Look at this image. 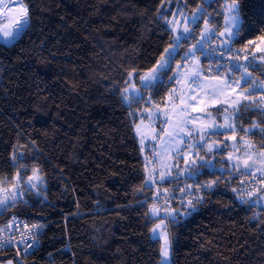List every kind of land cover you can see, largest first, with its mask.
<instances>
[{
    "label": "trees",
    "instance_id": "trees-1",
    "mask_svg": "<svg viewBox=\"0 0 264 264\" xmlns=\"http://www.w3.org/2000/svg\"><path fill=\"white\" fill-rule=\"evenodd\" d=\"M21 2L29 16L26 33L7 44L0 41V181L13 182L17 173L27 179L38 169L44 188L39 194L28 191L3 209L0 223L17 214L44 222L46 230L39 249L26 256L0 252V263L158 264L161 241L151 231L163 216H152L149 207L156 189L173 196L187 185L198 190L196 181H215L194 202L195 211L174 204L178 222L168 224L173 264H264V208L252 203V196L231 191L248 176L219 168L229 167L221 158L226 151L215 152V168L199 165L196 177L158 181L155 189L145 185L148 163L136 135L145 109L165 106L176 84L164 77L146 91L136 78L173 43L170 26L159 15L172 19L171 13L190 15L200 6L209 27L223 31L225 4L231 0H187V5L185 0ZM240 7L246 26L230 47L240 57L250 55L248 70L264 81V64L253 59L264 42V0H241ZM204 19L194 29L195 39L175 54L167 76L187 61L182 57L200 38ZM200 57L210 76L205 55ZM225 62L237 64L234 57ZM129 73L134 79L126 82ZM239 75L232 73V78ZM130 83L144 97L131 107L122 100ZM261 94L257 91L256 101ZM244 104L249 106L241 109L237 126L264 127L262 109ZM245 137L264 151L259 129Z\"/></svg>",
    "mask_w": 264,
    "mask_h": 264
},
{
    "label": "snow or ice",
    "instance_id": "snow-or-ice-1",
    "mask_svg": "<svg viewBox=\"0 0 264 264\" xmlns=\"http://www.w3.org/2000/svg\"><path fill=\"white\" fill-rule=\"evenodd\" d=\"M240 3L241 0H231V2L227 4V16L225 18L223 31H219L218 29L209 27V20L204 19V17L208 14L205 12L204 8L200 6H197L190 15H185L183 11H180L178 13H171L172 19H168L163 13H161L158 18L164 19L166 25L170 26L171 33L173 34V43L170 48H166L164 50V54L160 56L159 61L156 62L155 66L150 71L146 72L142 76L136 77L140 81L141 88L146 91H151L156 88L158 81L162 83L164 77H167V79L169 80L177 79L178 74L167 76V73L171 71V65L175 59V54L182 46V44L189 39H195L194 29L199 26L202 19H204V29L200 33V38L196 41L195 44H193L186 50L185 55L184 57H182V59L191 57L193 60L198 62L197 52H199L200 55H204V49L206 47H212L211 42L213 40H218V43L216 47H212V55H216L218 53L221 57V60L224 59L225 55L228 56V59H232L233 57L239 59V52L233 53V49L232 47H230V45L236 38L241 35L246 26V21L244 16L242 15ZM185 5H187V0H185ZM21 13V16L14 18L10 24H5L2 28H0V31L3 32V36L5 37V44L18 40L22 37L23 34L26 33L29 22L27 8L21 9ZM177 16H179L180 19H177ZM249 43H252V41H249ZM257 50L264 52V47H258ZM243 58L245 61H249L248 55H245ZM255 58L256 57L253 56V59ZM260 60L264 62V56H261ZM214 63H216L217 72L213 79L219 81V85L216 87L215 91L210 93V96L212 100H216L218 96L235 94V100L226 101V103H228L229 107H231L233 111L225 117V121L223 124L217 125L214 120L211 123H207V117L203 119H201L200 117H188V113L186 112L185 108L181 107L179 110V114L188 118L179 122L178 126L180 127V131L184 132L186 136L190 137L193 135V130L188 129L187 125L193 124L194 126H196L197 122H199V127L195 128V131L199 134V140L197 141V144H187L183 137H177L174 133H169V135L172 136L173 139H178L180 144L185 145L189 149H196L194 155L197 157H199L200 151L204 150L205 147L208 153L217 151V149L213 148V144L215 143V141L209 143V140L212 136L224 135L226 139L235 141L237 132L239 131L243 132L245 135L240 136V141H238L237 143H247V141H245V136L249 133L254 135L256 129H259L261 133H264V127H261L260 124L253 123L250 128H243L238 127L235 122L237 119L243 118L242 115H240L241 109L246 110L249 106L248 104H244V101H248L250 102V104H254L257 108H261V106L264 105V94L260 95L259 102H257L255 99L257 90L264 88V81L257 82L256 80L251 79L252 73L248 70L250 67H253L251 61H249L247 64L237 63L235 65L229 64L227 66L216 61H214ZM176 67L179 69L181 66L177 65ZM253 70L256 71L259 69L253 68ZM222 72L224 73L223 77L221 76ZM236 72H238L240 75L238 79L234 80L232 79V73ZM133 79L134 74L129 73V80L126 82H131ZM189 79L191 80V83L195 84L198 88L203 87L199 83V72L189 77ZM237 89L241 90L237 92ZM123 91L125 94L122 95V100L126 102L129 107H131L133 103L138 104L141 100L144 99L143 93L139 89H137L134 83H130V88H125ZM195 91V89L192 90L193 93H195ZM190 98L196 99V96L193 94ZM180 99L181 104H183V98L181 97ZM194 110L196 109L194 108ZM145 111L150 112L149 109H145ZM220 111L227 112L228 109L224 108ZM262 114H264V109H262ZM210 115L211 114L209 113L208 116ZM146 118L151 120L153 117L150 114ZM142 122L143 121H141V123ZM165 122L167 123L168 121L166 120ZM136 127L137 132L139 133L140 126L137 125ZM162 131L164 130L162 129ZM141 144L143 145V140H141ZM197 145H199V147H197ZM176 151L184 156L183 162L186 165L189 164V161H191V163H195V161L192 160L191 157H188L181 149H177ZM157 155H159V153H157ZM259 155L261 157H264V152L259 153ZM13 159H15V157H13ZM228 159H233L231 154L228 156ZM237 159L240 160V163L243 164V168L248 170V175L255 177L256 172L252 170V164L255 163V161L253 160V154L245 153V156L242 159ZM249 161H252V163H249ZM149 163H153V161H149ZM210 163L211 160H206L204 164L200 165V167H204L206 164ZM161 166L165 168L169 167L163 162H161ZM173 166H178V164ZM259 171L261 175L264 176V162H262V167L259 169ZM38 173L39 170L34 169L32 175L29 176L26 181H21L19 179L20 174L17 173V183L26 184L29 189L35 188L39 183H42V178ZM155 173V168L150 170L149 178L145 180V185L155 183V180L157 178ZM167 174L170 175L171 173L168 172ZM191 175L196 176L197 173L192 172ZM159 179L161 181H164L166 179V174L164 172H160ZM261 182L264 183V181ZM5 183L6 181H0V208L8 210L9 208L14 206L15 201L22 193L18 188H15V185L13 186V190L4 187ZM196 183L198 185V190L202 188L207 191L211 190L216 182L210 181L204 185H199L198 181H196ZM187 187L191 188V185H187ZM181 191H183V189ZM233 191L236 190L233 189ZM248 195L249 197H251L253 195V192L250 191ZM260 198L264 199V197ZM194 199L196 201H199L202 199V197H194ZM241 200L242 202H247L243 201V197H241ZM186 207L192 209V211H195V204L193 202V199H189L187 201ZM158 214L159 209L154 205L151 208V215L157 216ZM187 214L190 215L191 212ZM165 221H167V224H175L178 222L173 212H169L165 217H161L160 222L156 223L155 227L152 228L153 236L162 237L164 240V244L160 250V255L162 257L160 264H170V241L167 231V224L165 223ZM9 227H11V225H9ZM41 227V225L34 224L31 226V228H28V226L26 225V232L22 233L21 239L18 241H15V237L6 238L3 235H0V248H4L7 245H13V242L15 241V245H25L22 251L24 253H27L30 248H33L34 245L38 244V239H36L37 233L32 232L31 229L39 230ZM3 231V229H0V233H3ZM29 237H31V243H27ZM17 251L19 252L21 251V249L17 248ZM8 264H12V261H9Z\"/></svg>",
    "mask_w": 264,
    "mask_h": 264
},
{
    "label": "rangeland",
    "instance_id": "rangeland-1",
    "mask_svg": "<svg viewBox=\"0 0 264 264\" xmlns=\"http://www.w3.org/2000/svg\"><path fill=\"white\" fill-rule=\"evenodd\" d=\"M230 2H227L225 4V14L227 16L226 6ZM0 28L3 27L5 24H10L11 21L21 16V9L25 8L22 5L21 0H2L0 2ZM177 19H180L179 16L176 17ZM0 41L5 42V37L3 36V32L0 31ZM258 47H264V42H262ZM255 55H259V58H255V61L258 63L264 64L260 60L261 56H264V52L258 51L256 49ZM197 58L198 62L193 60L191 57H188L187 61L182 64V66L177 70L178 76L176 79V84L172 91L171 95L168 97L167 103L165 106L162 107H151L149 108V111H145L143 114V121L142 123H139L140 126V132H137L136 127V135L139 140L141 153L145 159V161L148 163V178H149V172L151 169H156V180L155 183H150L152 186H157L158 181L164 182L166 180H170L172 178H187V177H196L192 176V172H197L199 170V165L204 164L206 160H211L210 164H206L209 168L213 169L216 166V160L217 156L215 155V152H224L226 151L227 157H221L223 160L227 161V164L229 165L228 168H225L224 165L220 166L219 168L222 171L228 170L234 174H241L244 173L248 176V178H253V176L248 175V170L243 168V164L240 163V160L237 158H243L245 156V153L253 154V160L255 163L252 164V170L256 172L255 177L261 176V173L259 169L262 167V162H264V157H261L259 153L264 152L261 150H258L253 143L245 137V141L247 143H237L240 141V138L236 135V140L231 139H225V142L219 141L218 137H211L209 140V143L215 141L213 144V148L217 149V151L213 153H208L206 147L204 148L206 154L202 156L201 151L199 154V157L195 156L194 153L196 152V149H189L185 145H182L179 143L178 139H173L172 136L169 135V133H174L177 137H183L184 140L187 142V144H197V141L199 140V134L195 131L196 127H199V122H197V125L194 126L193 124H188L187 128L193 130L192 136H186L184 132L180 131V127L178 126L179 122L187 119L188 117H200L201 119L207 117L206 122L211 123L213 120L217 125L223 124L225 121V117L230 114L233 109L229 107L228 103L226 101H233L235 100V94H226L223 96H218L216 100H212L210 93L216 90V87L219 85V81L216 79H213V76H205L202 66V61L200 54L197 52ZM200 73V80L199 83L202 85V88H198L195 84L191 83V80L189 77L193 76L195 73ZM239 77L235 78L238 79ZM233 79V78H232ZM234 79V80H235ZM251 79L256 80L257 82H260L258 78L255 76H251ZM159 82V81H158ZM195 89V93L192 92V90ZM241 89H237V92H239ZM131 91V89H130ZM257 91H264V88L258 89ZM195 95L196 99H191V95ZM183 98L184 103L181 104V99ZM248 102L244 101L243 103ZM257 102H259V99H257ZM192 105V106H189ZM181 107H184L186 112L188 113V117L181 116L179 114V110ZM194 108L196 110H194ZM227 108V112L220 111L221 109ZM261 109H264V105L261 106ZM211 114L208 116V114ZM152 115V119L149 120L146 117L149 115ZM168 121L167 123L165 121ZM236 122V121H235ZM237 124V122H236ZM162 129L164 131H162ZM226 131V130H224ZM141 140H143V145L141 144ZM199 147V145H197ZM177 149H181L188 157H191L192 160L195 161V163H191L189 161V164L186 165L184 161V156L181 155L179 152H177ZM238 149V150H237ZM159 153V155H157ZM232 155L233 159L229 160L228 156ZM149 161H153V163H149ZM161 162L164 164H167L169 167L165 168L161 166ZM249 163H252V161H249ZM178 166H173L177 165ZM164 172L166 174V179L164 181H161L159 179V173ZM170 172L171 174L168 175L167 173ZM40 177L42 178V183H39L37 187L29 189L26 184L17 183V177L15 181L13 182H7L4 184V187L9 188L10 190H13V186L15 185V188H18L20 192L22 193L19 195L18 200L24 198L25 193L28 191H32L36 194H39L41 190L44 188V178L41 176L40 173H38ZM19 179L21 181H26V178H23L21 175L19 176ZM256 195V193L254 194ZM252 195V196H254ZM15 201V202H16ZM11 203V202H10ZM261 206L264 208V201L262 202ZM3 209L0 208V212ZM159 214L155 216L156 218H159ZM157 221L156 223H159ZM167 224V221H165ZM156 225V224H155ZM154 225V227H155ZM153 227V228H154ZM167 231L169 234V241H170V255L169 260L170 264H173V249H172V242H171V236L169 232V227L167 224ZM151 236L154 239H159L161 241V246L164 244V240L162 237L153 236L151 231ZM162 259V257H161ZM12 261V260H11ZM161 261V260H160ZM9 262V261H8ZM8 262L0 263V264H8ZM12 264H15L14 261H12ZM160 264V262L158 263Z\"/></svg>",
    "mask_w": 264,
    "mask_h": 264
},
{
    "label": "built area",
    "instance_id": "built-area-1",
    "mask_svg": "<svg viewBox=\"0 0 264 264\" xmlns=\"http://www.w3.org/2000/svg\"><path fill=\"white\" fill-rule=\"evenodd\" d=\"M211 43H212V47H216L218 40H213ZM212 47H206L204 49V55L207 60L205 66H206L207 74H209L210 76H215L217 72V67L214 61L218 62L219 60V62L223 63L225 66L229 64L228 63L226 64L225 62V60H228L227 55H225L223 60H221V57L218 53L216 55H212ZM243 57L239 56V59H236L234 57V60L237 63L246 62ZM248 57L250 61V55H248ZM261 181H264V176L262 175L253 178L241 177L233 186H231L230 189L232 192L239 194L240 196L249 197L248 193L250 191L253 192L254 195L257 192H261L262 190H264V183H262ZM153 187L155 189L157 188L156 186ZM233 189H235L236 191H233ZM203 191L206 190L202 188L199 190H195L194 188H189L173 196H168L158 191V189H156L155 196L151 200L149 207L151 209L155 205L159 209V215L165 217L169 212L174 211V204L178 203L184 206L185 208H188L186 207L187 201L189 199H193V202H195L196 200L194 199V197H201ZM34 224H38L42 226L39 230L31 229L32 232L37 233L36 239H38V244L34 245L33 248H30L27 253H24L22 250L25 247V245L23 244L15 245V241L20 240L22 233L26 232V228H25L26 225L28 226V228H31V226ZM9 225H11V227H9ZM0 229L4 230L3 233H0V235H3L6 238L15 237V241L13 242V245H7L4 248H0V252H15L20 256H26L41 247L42 238L46 230V224L40 220H31L22 217L20 215L13 214L5 222L0 223ZM27 243H31V237H29ZM17 248L21 249V251L18 252Z\"/></svg>",
    "mask_w": 264,
    "mask_h": 264
},
{
    "label": "crops",
    "instance_id": "crops-1",
    "mask_svg": "<svg viewBox=\"0 0 264 264\" xmlns=\"http://www.w3.org/2000/svg\"><path fill=\"white\" fill-rule=\"evenodd\" d=\"M260 197H264V193H258L256 195L252 196L251 197V202L261 206V204L264 201V199H261ZM261 207H263V206H261Z\"/></svg>",
    "mask_w": 264,
    "mask_h": 264
},
{
    "label": "water",
    "instance_id": "water-1",
    "mask_svg": "<svg viewBox=\"0 0 264 264\" xmlns=\"http://www.w3.org/2000/svg\"><path fill=\"white\" fill-rule=\"evenodd\" d=\"M2 0H0V2H1Z\"/></svg>",
    "mask_w": 264,
    "mask_h": 264
},
{
    "label": "bare ground",
    "instance_id": "bare-ground-1",
    "mask_svg": "<svg viewBox=\"0 0 264 264\" xmlns=\"http://www.w3.org/2000/svg\"><path fill=\"white\" fill-rule=\"evenodd\" d=\"M0 8H1V6H0Z\"/></svg>",
    "mask_w": 264,
    "mask_h": 264
}]
</instances>
